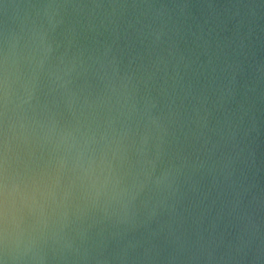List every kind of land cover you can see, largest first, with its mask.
<instances>
[{"label": "water", "instance_id": "obj_1", "mask_svg": "<svg viewBox=\"0 0 264 264\" xmlns=\"http://www.w3.org/2000/svg\"><path fill=\"white\" fill-rule=\"evenodd\" d=\"M0 264H264V0H0Z\"/></svg>", "mask_w": 264, "mask_h": 264}]
</instances>
